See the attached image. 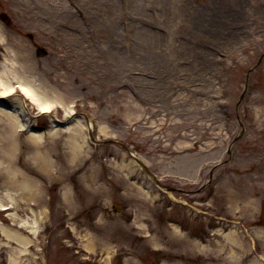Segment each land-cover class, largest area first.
<instances>
[{
	"label": "rangeland",
	"instance_id": "obj_1",
	"mask_svg": "<svg viewBox=\"0 0 264 264\" xmlns=\"http://www.w3.org/2000/svg\"><path fill=\"white\" fill-rule=\"evenodd\" d=\"M22 1H0V66L27 56L63 106L0 116V225L28 241L0 232V264H264V0Z\"/></svg>",
	"mask_w": 264,
	"mask_h": 264
},
{
	"label": "bare ground",
	"instance_id": "obj_2",
	"mask_svg": "<svg viewBox=\"0 0 264 264\" xmlns=\"http://www.w3.org/2000/svg\"><path fill=\"white\" fill-rule=\"evenodd\" d=\"M1 1V0H0ZM3 1H7V0H3ZM13 4V0H8V3ZM19 2H21L22 5H24V1L19 0ZM109 3H111V1L108 0ZM117 0H113V4H117ZM7 3V6H8ZM16 11H13V13L15 14ZM217 21L214 18H210L208 21V24H210L211 22H215ZM1 32V29H0ZM157 34V33H156ZM111 38V37H110ZM2 36L0 34V43H2L1 41ZM118 44L120 45V47L118 46ZM113 50L119 49L118 51L121 52L125 57L126 54H128V56L133 53L132 50L130 49H126V47L124 45H122V40L120 38V34L118 35V37H114L112 38V42L109 45ZM118 47V48H116ZM133 47V46H131ZM111 51V50H109ZM111 56L114 57V60L112 61H116L120 59H116V57L114 56V54H111ZM158 56H162V54L158 55ZM161 57L159 58L160 62H164L161 61ZM29 58L27 56H20V57H16V55L11 56L10 54L7 55V57H5L4 59V63L0 66V99L5 98V97H9L11 95H17L20 100H16L13 99L10 102L8 101L5 105H1L0 103V116H2L3 118H5V121L3 123V128H5L9 133L10 132H16L17 130H24L26 128H24L25 124H26V120L23 116L26 115L27 113V104H26V99L29 100V102L36 106V108H38L40 111H52L54 109V107L56 106H63L62 103V99H61V95L59 93H51L50 90L48 88H41L40 86H38L39 84L35 83V79L30 76V74H28L29 70L31 71V64L29 63ZM6 62V63H5ZM126 63V62H125ZM124 63V64H125ZM160 64V63H159ZM163 67H161L162 69ZM160 69V71H161ZM163 74L164 75V79L166 80L168 78V76L166 75L167 73V68H166V64L164 66V68L162 69ZM174 75V74H172ZM17 90H19V92H21L23 95H19L16 94ZM14 103V104H13ZM66 112V111H65ZM68 113L66 112L64 114V116H67ZM54 123V127H60L62 130L66 131L67 129H74L71 136V140H72V151L73 153H80L81 149L84 146V143L82 144L81 141L79 142L78 136L79 133L80 135L82 134V132H80L79 130V126H77V124H73L70 127V124H67L66 122H62V123ZM56 123V124H55ZM80 124V123H79ZM85 126L89 128L90 124L88 122V120H86ZM84 128V127H83ZM55 129V128H54ZM54 129H52V131L50 133H52L54 131ZM85 129V128H84ZM32 130V129H31ZM84 135H87V131L85 130ZM78 135V136H77ZM39 138H42V133H37L33 136V139L38 140ZM83 138V137H82ZM87 147V145L85 146ZM148 192V191H147ZM10 202L11 198H10ZM9 205L0 203V209H7ZM13 216V215H12ZM20 224L26 227H29V231H31L32 233H34L36 231V222L34 221L32 223V225L29 223V221L26 222H21ZM0 232L3 234V236L5 238H9L12 239L14 241H16L19 245H24V247L27 246L28 241L27 238L23 235H21V233L15 232L10 230L9 228L0 225ZM257 233H261L262 236H264V233L261 230H257ZM225 237L226 239L229 240V242H226L225 244L228 245V247L224 244L221 246V249L224 248V246H226V249L223 251H226L228 248V252L229 254L227 255L228 257H233L236 258L237 255L239 254V247H241L242 245V241L239 239L238 237V233L236 232V229L230 232L225 233ZM159 244V242H158ZM238 249H237V248ZM20 251H22V248H19ZM113 250V249H112ZM112 250H110L109 252H107V259H109V261L112 258ZM248 251V249H247ZM240 257V256H239ZM10 260L13 264L16 263V259L15 257L12 255H10ZM229 263V262H227ZM174 264H180L179 262H175ZM254 264H261L260 262H255Z\"/></svg>",
	"mask_w": 264,
	"mask_h": 264
},
{
	"label": "water",
	"instance_id": "obj_3",
	"mask_svg": "<svg viewBox=\"0 0 264 264\" xmlns=\"http://www.w3.org/2000/svg\"><path fill=\"white\" fill-rule=\"evenodd\" d=\"M38 53H39V54H43V53H44V51H43V50H41V49H38Z\"/></svg>",
	"mask_w": 264,
	"mask_h": 264
}]
</instances>
